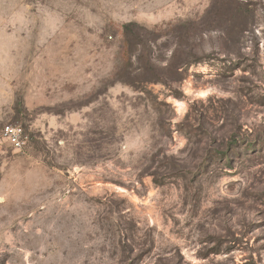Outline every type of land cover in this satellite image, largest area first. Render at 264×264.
Returning a JSON list of instances; mask_svg holds the SVG:
<instances>
[{"label":"rangeland","instance_id":"obj_1","mask_svg":"<svg viewBox=\"0 0 264 264\" xmlns=\"http://www.w3.org/2000/svg\"><path fill=\"white\" fill-rule=\"evenodd\" d=\"M0 264H264V0H0Z\"/></svg>","mask_w":264,"mask_h":264},{"label":"built area","instance_id":"obj_2","mask_svg":"<svg viewBox=\"0 0 264 264\" xmlns=\"http://www.w3.org/2000/svg\"><path fill=\"white\" fill-rule=\"evenodd\" d=\"M4 135L7 141L18 150H21L24 146V141L21 139L22 130L17 127H6L4 129Z\"/></svg>","mask_w":264,"mask_h":264},{"label":"trees","instance_id":"obj_3","mask_svg":"<svg viewBox=\"0 0 264 264\" xmlns=\"http://www.w3.org/2000/svg\"><path fill=\"white\" fill-rule=\"evenodd\" d=\"M138 26L136 24H133V23H130V24H126L123 26V29H124V34L127 35L128 38H132L130 36H133L132 33H133V28H137ZM129 34V35H128ZM131 34V35H130ZM136 36V35H135Z\"/></svg>","mask_w":264,"mask_h":264}]
</instances>
